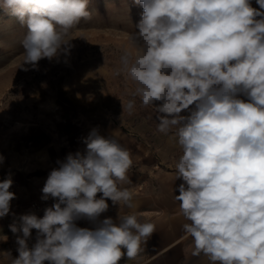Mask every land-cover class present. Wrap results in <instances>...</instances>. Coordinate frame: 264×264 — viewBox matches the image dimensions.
<instances>
[{
  "label": "clouds",
  "instance_id": "obj_1",
  "mask_svg": "<svg viewBox=\"0 0 264 264\" xmlns=\"http://www.w3.org/2000/svg\"><path fill=\"white\" fill-rule=\"evenodd\" d=\"M256 2L259 10L250 0H134L143 9L131 36L136 52L125 51L115 70L135 85L123 111L133 115L137 98L153 106L157 131L172 133L182 148L176 179L183 183L175 199L193 241L191 256L203 255L209 264H264V0ZM88 5L0 0L27 29L22 66L38 70L42 59L69 56L68 37L91 18ZM83 142V151L50 171L42 199L55 203L43 217L23 214L9 225L18 257L10 250L0 257L10 264H119L137 257L156 231L136 213L100 219L109 199L137 206L125 186L132 184V153L95 128ZM12 184L11 174L0 181V218L15 199ZM80 220L93 227H79Z\"/></svg>",
  "mask_w": 264,
  "mask_h": 264
},
{
  "label": "rangeland",
  "instance_id": "obj_2",
  "mask_svg": "<svg viewBox=\"0 0 264 264\" xmlns=\"http://www.w3.org/2000/svg\"><path fill=\"white\" fill-rule=\"evenodd\" d=\"M88 8L91 18L81 20L68 37L70 55L42 59L38 70L22 66L26 27L0 8V181L11 174L9 191L15 194L9 215L0 218V252L10 250L12 257L17 245L9 225L27 214L48 165L76 143L82 146L78 140L86 127L116 123L129 134L165 136L157 131L153 106L143 107L137 98L133 115L123 111L135 85L125 73L115 74L124 52H136L131 36L138 31L142 6L134 0H89Z\"/></svg>",
  "mask_w": 264,
  "mask_h": 264
},
{
  "label": "crops",
  "instance_id": "obj_3",
  "mask_svg": "<svg viewBox=\"0 0 264 264\" xmlns=\"http://www.w3.org/2000/svg\"><path fill=\"white\" fill-rule=\"evenodd\" d=\"M250 4L253 8L258 5L256 0H250ZM238 98L247 101L244 95ZM94 128L105 137L112 135L118 138L120 143L131 151L133 166L128 175L132 184L125 186L132 190L134 202L137 205L134 209H128L123 205H113L109 199L107 200L109 209L101 215L100 219L111 217L116 221L119 215L136 213L141 222L147 221L156 225V231L146 245H142L143 251L134 259L123 257L119 264H209L207 257L203 255L191 256L193 241L183 230V225L187 221L180 210V202L175 199V196L179 195L178 186L183 183L182 179H176V163L183 153L173 134L158 138L149 132L148 137H142L140 132L127 133L116 123L90 124L86 127L85 134L78 140L82 146L79 147L80 145L76 143L77 147L73 145L68 154L83 151L86 148L83 141ZM66 156L59 160L63 161ZM48 167L49 170H45L38 179V187L34 194L37 198L32 199H42V188L46 179L50 171L58 168L59 164L57 160H54L53 166L48 165ZM97 195L99 197L101 194ZM32 199L28 203L27 214L34 213L30 208ZM46 201L50 206L55 203L53 198ZM77 225L93 227L87 220L77 221ZM17 255L18 252L13 258ZM0 263L3 262L0 261ZM7 264H10V261H7Z\"/></svg>",
  "mask_w": 264,
  "mask_h": 264
},
{
  "label": "built area",
  "instance_id": "obj_4",
  "mask_svg": "<svg viewBox=\"0 0 264 264\" xmlns=\"http://www.w3.org/2000/svg\"><path fill=\"white\" fill-rule=\"evenodd\" d=\"M50 207L49 203L46 200L43 199H32L30 202V208L31 210L37 214L39 217H43L44 214V210ZM35 235H36V230L33 229L32 230V237L31 239L28 241L29 247L32 246V244L35 243ZM18 257V255L16 256ZM3 264V263H0Z\"/></svg>",
  "mask_w": 264,
  "mask_h": 264
}]
</instances>
